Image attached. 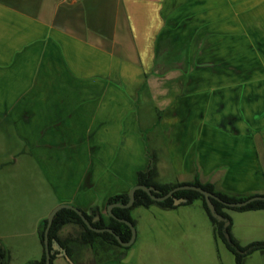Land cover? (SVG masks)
<instances>
[{
	"label": "crops",
	"instance_id": "0c3cea01",
	"mask_svg": "<svg viewBox=\"0 0 264 264\" xmlns=\"http://www.w3.org/2000/svg\"><path fill=\"white\" fill-rule=\"evenodd\" d=\"M159 8L170 15L164 21L153 14ZM148 17L151 49L137 40ZM194 48L217 52L220 75L234 69L235 81L190 79L200 65ZM262 74L264 0H0V120L44 157L53 189L37 212L30 196L5 195L0 161L5 264L41 258L38 226L60 203L106 218L109 197L128 193L153 155L160 184L197 181L236 198L264 196ZM143 91L160 140L151 152L135 108ZM226 212L238 244L264 241L263 209ZM130 216L135 240L107 264H235L198 199L137 206ZM79 232L68 223L57 236L79 242ZM52 255L50 264H80L73 252ZM244 264H264V253Z\"/></svg>",
	"mask_w": 264,
	"mask_h": 264
},
{
	"label": "rangeland",
	"instance_id": "374dc122",
	"mask_svg": "<svg viewBox=\"0 0 264 264\" xmlns=\"http://www.w3.org/2000/svg\"><path fill=\"white\" fill-rule=\"evenodd\" d=\"M154 11L155 13L153 14L163 21L170 16L167 15L168 11H162L160 8ZM153 17H148L151 20H149L144 27H138L139 35L137 36V40L143 38L145 41L146 39L145 44L149 46V49H151L153 44V41H151L152 35H150L151 33L149 32V30H151L150 24H152V19H155ZM139 18V15L138 17L136 16V20L140 21ZM201 42H197L196 46L198 47L204 43ZM198 49L199 48L192 49V54H196V61L200 65H197L196 73L189 75L190 79L196 82L235 81L234 69H228V73L225 76H223V74L220 75L217 65L220 58L216 57L217 52L209 54L208 52ZM151 54L152 52H149L147 63H150ZM232 61L235 60L230 59V65ZM252 77V72L249 69L247 74H245V81H252ZM256 80L264 82V74L259 75ZM144 94L146 95L143 91L142 98L140 95V99L136 103L135 108L139 116V124L145 137V143L149 152H151L153 148L160 146V140L157 124L155 122L156 117L149 109L150 97L147 98V96H145V98H143ZM67 140L72 141L73 145H79V138H68ZM161 149L163 151L162 153H164L163 148ZM151 158L152 164L154 165V155ZM161 160L160 162H164V157H162ZM0 161H2L4 166L3 179L5 195L14 193L26 197L30 196L31 199L35 201L34 205L36 211H41L44 207L43 202L50 200L53 194V189L49 185L43 169L44 157L39 154L38 150L33 154V151L29 150L17 137L13 124L5 119L0 120ZM72 250L73 254H79L80 264H107L109 261H117L121 257V248L119 246L106 243L100 238H95L90 244L81 241L75 242L72 244Z\"/></svg>",
	"mask_w": 264,
	"mask_h": 264
},
{
	"label": "trees",
	"instance_id": "16d2710c",
	"mask_svg": "<svg viewBox=\"0 0 264 264\" xmlns=\"http://www.w3.org/2000/svg\"><path fill=\"white\" fill-rule=\"evenodd\" d=\"M155 175H156V171H155L154 165L152 164V160H151V164L149 165V168L146 171L137 173L136 184H142L145 186L154 187L157 190V192H155L154 194L157 196L165 194L170 189L176 186H179V185H184V184L196 185L212 193L218 198V200L211 199V201L215 207L216 212L220 214L221 216L225 217L229 221V224L226 227L225 231L223 230V222L216 220L210 214L206 206V203L204 201V196L202 194L194 190H177L173 192V197L185 198L186 199L185 203H190L196 199L200 200L202 208L204 209L211 224L213 225L216 238L219 241H221L225 245V247L233 254L235 264H244L245 258L253 252L258 251L260 253H264V241H254L245 246H241L240 244H238V242L231 235L230 217L226 212V210H236V211L259 210V209L264 210V201L255 200V201L247 203L246 205L242 207H228L224 205L223 202H228V203L238 202V201H244L248 198L241 199V198L232 197L225 193L215 190L211 184H207V183L201 184L197 181L190 182V183H177L173 185L160 184L155 181ZM127 200H128V193L116 194V195L109 197V199L107 200V205L111 203H115V202L126 203ZM152 204H157L161 206L162 208H173L174 207L172 197H169L163 201H154L144 191L138 189L134 193V202L130 207L128 208L113 207L112 213L115 217L128 220L133 224L132 218L130 216V210L137 206L148 207ZM82 213L93 227H97V228L108 227L116 235H118L122 241L125 242L129 240L131 231L128 225H126L125 223L120 222L117 219H114L108 214L106 215V218H103L99 214L97 208H91L90 213H86L83 211ZM96 214L99 215V219L92 222L91 220ZM46 222H47L46 219H44L41 221V223L38 226V234H39V238H40L42 245H43V233H44V229L46 226ZM68 223H74V224L79 225V228H80L79 241L83 243L90 244L94 241L95 238H100L106 243H111L116 246H119L120 248L126 249V247L121 246L118 243V241L116 240L113 234L108 233V232L100 233V232L92 231L91 229L87 227V225L83 222V220L73 210L63 208L55 214L52 220V223L50 225L49 231H48V237H49V244L52 238L57 240V242L66 249V253L68 257H72L71 251H73L69 247L68 242L70 243V242L77 241V240L68 239V241H62L57 236V230H59L63 225L68 224ZM224 232H227L229 234V239L225 238ZM122 256H123V253L121 254V257ZM52 258H53V255L50 256V263H51ZM6 260L7 258H6L5 251L2 249L0 245V264H5ZM44 261H45V252H44V246H43V254L41 258L39 260L28 261L25 264H44Z\"/></svg>",
	"mask_w": 264,
	"mask_h": 264
},
{
	"label": "water",
	"instance_id": "95a60500",
	"mask_svg": "<svg viewBox=\"0 0 264 264\" xmlns=\"http://www.w3.org/2000/svg\"><path fill=\"white\" fill-rule=\"evenodd\" d=\"M138 189L144 191L154 201H163V200H165V199H167L169 197H172L173 205H178V204L186 201L185 198L173 197V192H175L177 190H194V191H197V192H199L200 194H202L204 196V201H205L206 206H207L210 214L212 215V217H214L218 221H222L223 222V230L224 231H225L226 227L229 224V221L225 217L221 216L220 214H218L216 212L215 207H214V205H213V203L211 201V199H217L218 200V198L215 195H213L212 193L204 190L203 188H201L199 186L189 185V184L179 185V186H176V187L170 189L167 193L157 196V195L154 194L155 192H157V190L154 187L145 186V185H142V184H135V185H133L131 187V189L128 192V200H127L126 203L115 202V203L108 204L107 207H106V211H107V214L109 216L113 217L114 219H117L120 222L125 223L130 228L131 235H130V238H129L128 241H125V242L122 241L120 239V237L118 235H116L108 227H103V228L93 227L90 224V222L85 218V216L83 215L82 211L79 208H77V207H75V206H73V205H71L69 203H60V204L56 205L49 212V214H48V216L46 218L47 222H46V226H45L44 233H43V246H44V252H45L44 264H49L50 263V256H51V254L54 253V251H56L57 255L64 256V257L68 258L67 254L65 252V249L57 242V240L52 238L51 242L49 244V237H48V231H49L50 225L52 223V220H53L55 214L59 210H61L63 208L73 210L83 220V222L87 225V227L89 229H91L92 231L100 232V233H102V232L111 233V234L114 235V237L116 238V240L118 241V243L121 246H124V247L130 246L133 243V241L135 240V228H134L133 224L130 221L115 217L113 215V213H112V208L113 207H120V208H128V207H130L133 204V202H134V193ZM255 200L264 201V196L255 195V196L249 197L248 199H246L244 201L231 202V203L223 202V203H224V205H226L228 207H242V206L246 205L247 203L255 201ZM98 219H99V215L96 214L95 217L91 221L94 222V221H96ZM224 236H225L226 239H229V234L227 232H224Z\"/></svg>",
	"mask_w": 264,
	"mask_h": 264
},
{
	"label": "flooded vegetation",
	"instance_id": "af4514ba",
	"mask_svg": "<svg viewBox=\"0 0 264 264\" xmlns=\"http://www.w3.org/2000/svg\"><path fill=\"white\" fill-rule=\"evenodd\" d=\"M94 217H95V216H94ZM94 217H93V218H94ZM93 218H92V219H93ZM74 242H76V241H74ZM62 247H63V246H62ZM63 248H64V247H63ZM64 249H65V248H64ZM65 252H66V249H65ZM54 253L56 254V251H54ZM66 254H67V253H66ZM51 255H52V254H51ZM71 255H72V251H71ZM49 264H50V263H49Z\"/></svg>",
	"mask_w": 264,
	"mask_h": 264
}]
</instances>
